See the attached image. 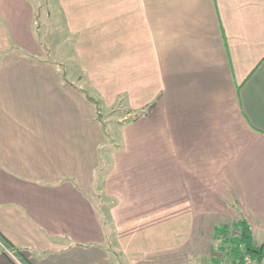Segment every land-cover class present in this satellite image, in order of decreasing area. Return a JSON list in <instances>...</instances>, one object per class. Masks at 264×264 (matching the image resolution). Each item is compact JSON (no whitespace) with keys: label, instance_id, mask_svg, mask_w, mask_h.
<instances>
[{"label":"crops","instance_id":"0c3cea01","mask_svg":"<svg viewBox=\"0 0 264 264\" xmlns=\"http://www.w3.org/2000/svg\"><path fill=\"white\" fill-rule=\"evenodd\" d=\"M56 2L76 81L0 0V264H203L240 218L260 247L264 0Z\"/></svg>","mask_w":264,"mask_h":264},{"label":"rangeland","instance_id":"374dc122","mask_svg":"<svg viewBox=\"0 0 264 264\" xmlns=\"http://www.w3.org/2000/svg\"><path fill=\"white\" fill-rule=\"evenodd\" d=\"M30 1L34 6L33 38L36 44L34 46L31 43L30 46H27L29 49L28 52L35 55L36 60L38 61L44 60L46 62L56 64L60 67V73L64 74L65 72V74L69 77V80L76 81L77 79L72 77L77 76V72L75 68L74 54L71 49V39H69L65 30L56 0ZM63 66L67 72H63ZM99 112L100 116H102L101 123L103 124L107 139L106 149H111L114 146L112 144L113 141L115 142V139L117 138L120 139V136H118L119 125L115 123V120L121 115V113L110 112L109 114L107 113L106 115H102L101 111ZM123 121L124 120L121 122ZM106 162L107 166L105 170L108 171L111 168L112 162L109 158ZM233 208L238 211L236 206H233ZM212 260L217 261L219 264L224 263L223 259L219 257L218 254H215L210 258V262L203 264H211ZM262 264H264V261Z\"/></svg>","mask_w":264,"mask_h":264},{"label":"trees","instance_id":"16d2710c","mask_svg":"<svg viewBox=\"0 0 264 264\" xmlns=\"http://www.w3.org/2000/svg\"><path fill=\"white\" fill-rule=\"evenodd\" d=\"M82 94L95 105L96 117L101 121L102 116H100L98 102L93 101L85 93L82 92ZM139 115L128 117L123 122H130L131 119ZM210 249L213 255L216 253L223 259V264H262L264 261V241L260 247L252 245L249 226L242 218L234 220L229 225L215 227ZM108 251L112 261L116 259V264H122L121 261H118L117 252L111 249ZM211 264L219 263L212 260Z\"/></svg>","mask_w":264,"mask_h":264}]
</instances>
